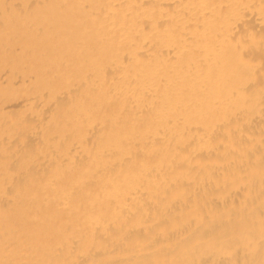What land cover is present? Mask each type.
I'll return each instance as SVG.
<instances>
[{
  "label": "bare ground",
  "instance_id": "1",
  "mask_svg": "<svg viewBox=\"0 0 264 264\" xmlns=\"http://www.w3.org/2000/svg\"><path fill=\"white\" fill-rule=\"evenodd\" d=\"M0 264H264V0H0Z\"/></svg>",
  "mask_w": 264,
  "mask_h": 264
}]
</instances>
